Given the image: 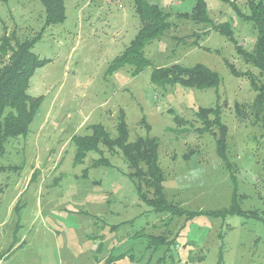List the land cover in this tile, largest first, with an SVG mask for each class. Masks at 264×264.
<instances>
[{
    "label": "rangeland",
    "instance_id": "1",
    "mask_svg": "<svg viewBox=\"0 0 264 264\" xmlns=\"http://www.w3.org/2000/svg\"><path fill=\"white\" fill-rule=\"evenodd\" d=\"M150 1L171 12L176 24L146 45L152 64L137 75L132 65L107 72L140 27L134 0H66L64 22L47 27L36 43L34 51L51 59L30 80L28 91L42 95V104L28 135L12 139L0 158L2 164L20 166L0 172V252L13 246L2 264H264V222L222 213L231 207L233 194L245 211L264 209L262 122L239 119L234 109L235 101L252 102L256 93L224 59L240 70L258 69L243 61L226 36L212 29L204 33L210 25L177 17L191 10L194 0ZM206 1L211 17L232 19L239 42L252 49L253 24L238 16L228 0ZM237 2L248 10L247 0ZM44 21L39 0H0V35L7 28L30 36ZM194 31L202 46L193 44ZM175 62L204 63L220 73L221 82L200 89L152 81L155 66ZM218 102H226L232 166L218 155L213 134L196 129L202 126L198 108ZM121 108L130 140L147 134L160 139L166 197L191 213L175 215L167 224L171 214L158 213L139 198L119 152L103 147L112 165L93 166L97 151L76 161L73 135L89 133L87 126L99 122L116 135ZM175 115L188 123L178 125ZM143 116L150 129L141 122ZM190 149L196 153L186 160L183 154ZM166 231L173 241L159 244L156 236Z\"/></svg>",
    "mask_w": 264,
    "mask_h": 264
},
{
    "label": "trees",
    "instance_id": "2",
    "mask_svg": "<svg viewBox=\"0 0 264 264\" xmlns=\"http://www.w3.org/2000/svg\"><path fill=\"white\" fill-rule=\"evenodd\" d=\"M39 1L45 8V21L40 30L30 36L20 37L16 29L8 32L5 28L3 34L0 35V158L7 152V145L12 139L28 135L30 126L42 104L43 96L33 95L28 90L31 77L35 71L49 63L51 59L41 57L34 51V47L42 38L47 27L64 22L67 16L66 0ZM194 2L191 10L178 12L177 17L189 19L196 24L210 25L211 27L207 28L204 33L209 34L210 29L220 32L234 44L235 49L246 64H252L258 69V73L249 69L240 70L234 61L228 58L224 59L234 75L245 77L250 81L256 93L252 102L235 101L236 116L239 119L253 118L255 122L261 121L262 124L260 125L263 127L262 135L264 138V0H247V11L238 5L237 0H228L235 13L246 22L252 23L256 30L252 49L244 47L239 42L232 19L215 21L210 15L206 0H194ZM134 6L140 18V27L129 45L112 59L107 69L108 73H114L125 65H132L134 66L132 73L134 75L139 74L152 64V60L145 54L146 45L161 38L166 31L176 24L170 19L171 12L150 0H134ZM191 35L196 36L193 44L202 46L200 33L194 31ZM152 81L162 85L180 83L188 87L205 89L217 87L221 82V76L218 71L204 63L185 65L175 62L155 66L152 70ZM225 104L226 102H218L211 106H200L195 115L201 121L202 126H197L196 129L213 134L218 155L226 166H232L228 152L229 126L223 118V106ZM169 111L174 113L173 108H169ZM174 119L178 125L188 123L187 119H183L179 115H175ZM141 122L150 129V124L146 121L145 116L142 117ZM116 128L117 134L112 135L111 131L99 122L87 126V130H90L89 133L74 134L72 141L75 145L76 161L82 162L88 152L97 151L100 157L93 161V166L112 165L110 157H107L104 151L107 150L111 154L119 152L130 168L128 175L135 183L139 198L152 205L158 213L171 214L166 219L167 224L172 221L175 215L191 213L190 210L180 206L178 202L166 197L164 191L166 171L160 160V139L157 136L147 134L130 140L129 125L123 108L118 112ZM195 153L194 149H190L183 154V157L190 160ZM103 154L104 156H101ZM19 167L18 164L5 165L0 162V172L18 171ZM34 173L35 171L32 174V180ZM87 174L88 168L84 170V175ZM19 209L20 204L18 202L14 210L19 212ZM226 212L245 214L264 222V209L254 208L245 211L235 203V194H233L231 207L222 211L224 215ZM195 213L197 212L192 211V214ZM167 231L165 235L156 236L159 244L165 245L173 241L170 239V235H167ZM12 248L13 246L5 252L1 251L0 259H3L4 255H7ZM165 254L167 255V251ZM166 255L163 257L165 258Z\"/></svg>",
    "mask_w": 264,
    "mask_h": 264
},
{
    "label": "crops",
    "instance_id": "3",
    "mask_svg": "<svg viewBox=\"0 0 264 264\" xmlns=\"http://www.w3.org/2000/svg\"><path fill=\"white\" fill-rule=\"evenodd\" d=\"M7 257H5L4 259H0V264L3 263V261L6 259Z\"/></svg>",
    "mask_w": 264,
    "mask_h": 264
}]
</instances>
